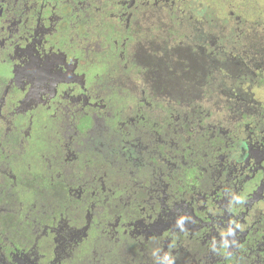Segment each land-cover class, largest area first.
I'll use <instances>...</instances> for the list:
<instances>
[{"label": "flooded vegetation", "instance_id": "af4514ba", "mask_svg": "<svg viewBox=\"0 0 264 264\" xmlns=\"http://www.w3.org/2000/svg\"><path fill=\"white\" fill-rule=\"evenodd\" d=\"M261 10L0 0V264H264Z\"/></svg>", "mask_w": 264, "mask_h": 264}, {"label": "rangeland", "instance_id": "374dc122", "mask_svg": "<svg viewBox=\"0 0 264 264\" xmlns=\"http://www.w3.org/2000/svg\"><path fill=\"white\" fill-rule=\"evenodd\" d=\"M259 1H261V0H259ZM264 1V0H263ZM261 5H263V3L262 2H260L259 3V6H261ZM260 11V10H259ZM262 11V13H264V10H261ZM249 15H250V13L251 12H247ZM258 15V14H257ZM252 18V17H251ZM257 20L259 19V21H261V22H263V19H264V16L262 15V16H260V15H258V17L256 18ZM255 19V20H256ZM234 22V20L231 22V23H233Z\"/></svg>", "mask_w": 264, "mask_h": 264}, {"label": "clouds", "instance_id": "9594fccd", "mask_svg": "<svg viewBox=\"0 0 264 264\" xmlns=\"http://www.w3.org/2000/svg\"><path fill=\"white\" fill-rule=\"evenodd\" d=\"M237 200H239V197H237L236 198ZM183 220H184V218L183 217H181L178 221H177V224L179 225V226H183ZM231 231V230H230ZM169 264H171V261H169Z\"/></svg>", "mask_w": 264, "mask_h": 264}]
</instances>
